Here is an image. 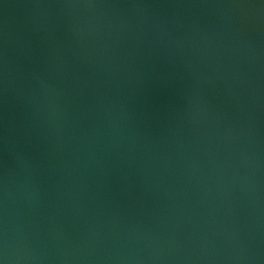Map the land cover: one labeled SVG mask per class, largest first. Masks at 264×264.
<instances>
[{
  "label": "water",
  "instance_id": "1",
  "mask_svg": "<svg viewBox=\"0 0 264 264\" xmlns=\"http://www.w3.org/2000/svg\"><path fill=\"white\" fill-rule=\"evenodd\" d=\"M0 264H264V0H0Z\"/></svg>",
  "mask_w": 264,
  "mask_h": 264
}]
</instances>
